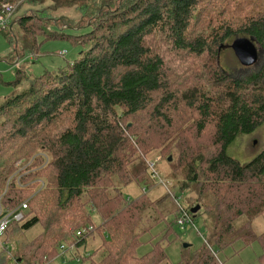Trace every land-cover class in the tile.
<instances>
[{
    "label": "trees",
    "instance_id": "obj_1",
    "mask_svg": "<svg viewBox=\"0 0 264 264\" xmlns=\"http://www.w3.org/2000/svg\"><path fill=\"white\" fill-rule=\"evenodd\" d=\"M20 1L0 0V11ZM28 1L40 8L16 20L26 50L37 54L42 37L69 40L83 51L0 103V199L10 208L30 199L25 219L12 223L5 238L42 229L22 247L17 264H53L63 255L62 244L77 248L96 232L101 245L71 259L78 264H164V242L174 233L180 210L171 213L174 220L153 248L138 256L141 237L151 230H140V224L158 223L170 213L158 209L166 197L152 201L144 192L129 199L123 192L135 182L153 187L157 173L150 164L156 152L174 164L171 176L182 192L196 185L200 197L213 198L202 206L216 217L212 243L178 264H221L214 247L221 250L239 240L247 246L259 242L264 264V233L256 234L252 226L264 210V150L245 164L227 155L239 135L264 124V61L244 76L226 73L219 61L234 38L254 39L264 54V0H235L247 15L241 9L221 11V4L237 6L225 0ZM210 2L220 8L221 19L197 33ZM13 23L7 30L13 32ZM161 43L198 59L199 81L187 71L171 70ZM173 77L183 82L175 81V90ZM31 160L20 188L18 163ZM244 217L248 220L238 224ZM89 226L93 232L77 237ZM9 263L0 252V264Z\"/></svg>",
    "mask_w": 264,
    "mask_h": 264
},
{
    "label": "rangeland",
    "instance_id": "obj_2",
    "mask_svg": "<svg viewBox=\"0 0 264 264\" xmlns=\"http://www.w3.org/2000/svg\"><path fill=\"white\" fill-rule=\"evenodd\" d=\"M225 1L237 5V3H234L235 0ZM20 2L19 5H12L15 7V13L13 15L14 23L12 25L13 32L10 30L0 32V103L4 102L9 97L16 96L25 91L29 87L30 81L35 77L41 76L45 71L58 72L63 67L74 62L83 51V48L73 45L69 40H44V38L39 37L37 39V54H31L30 51L25 49L23 40L24 35L23 33L21 34L19 24L16 20L20 19L23 15H27L32 9H39L40 7L39 5H34L28 0H22ZM46 5H48V3ZM237 9L244 10L242 6L221 4V11L229 10L230 13H233L232 11ZM219 12L220 8L216 6L215 3H208L203 10L201 16L202 22L197 29V33L205 32L210 22L213 23L215 20V25L220 21L221 18L219 19L216 14ZM243 13L244 12H240V14ZM248 13L249 12L245 11L246 15ZM234 19L239 21L241 17L237 16L234 17ZM63 32L66 34H78L86 32V29L77 32ZM236 39L237 38L230 39L221 51L219 59L221 67L226 73L233 76H244L250 72L258 70L264 61V54H262V50H260L258 44V62L253 66L245 67L236 57L232 47ZM160 46L165 55V61L171 70H177L180 71V73L181 71H187L192 74V81H199L197 77H200L203 71L196 68L199 64L198 59H188L183 53L175 52L172 48L170 49L166 43H161ZM63 51H66L65 56L60 55V52ZM19 78L21 79V82L17 84V79ZM173 80L174 83H171L170 86L172 85L171 89L174 88V90L177 87L175 81L177 84L183 83L175 77H173ZM205 81H207V79H205ZM201 86L204 89L206 87L202 84ZM263 150L264 124L253 133L239 135L227 148V155L245 164L254 160ZM153 159L154 160L151 164L153 163L155 165V171L157 173V178H155L153 187L149 189L147 184L135 182L124 188L123 192L126 197H129V199H135L141 196L144 192H146L152 201H156L161 197H166L159 205L158 209L163 211L164 214H170L158 223L143 221L140 224V230L145 227L149 228V226L151 227V230L142 235V245L137 250V255L142 256L153 248L154 244L165 234L168 223L174 220L175 216L171 213L176 209H179L180 216L187 213L190 219H188L184 225H176L174 233L164 242V247L166 248L168 255V260L164 264H178L187 258H191L194 252L204 246L207 241L212 243V235L215 234L217 230L216 217L215 214L207 213L202 206L204 203H212L213 198L209 195L200 197L196 185H191L189 189L182 192L179 189L180 185L177 184L174 176H171V173L173 172L171 166L174 164L170 166L166 161V157L158 152H156ZM197 205H200L201 209L196 214L197 216L195 215L196 217L192 220L191 216L193 214H191V209ZM247 220L248 218L244 217L241 220L239 219L237 223L243 224ZM94 221L98 225L101 223V220L96 214L94 215ZM252 226L256 234L264 233V210L261 216L252 220ZM41 233L42 229L37 227L30 232L18 233L10 241L9 237L3 238L2 241H0V252L4 253L10 260L9 264H17L15 258L17 256H22V247L25 244L33 242ZM186 244L190 246L186 248ZM100 245L101 236L96 232L94 235L88 237L86 244H82L75 250L63 254L56 259L53 264H78V259H71V257H74L73 255H76L77 253L85 254L86 251L91 252ZM214 250L218 253L221 264H263L261 261L263 248L259 242H254L247 246L242 240H239L224 249L219 250L217 247H214ZM100 255L99 251L95 259L98 260Z\"/></svg>",
    "mask_w": 264,
    "mask_h": 264
},
{
    "label": "built area",
    "instance_id": "obj_3",
    "mask_svg": "<svg viewBox=\"0 0 264 264\" xmlns=\"http://www.w3.org/2000/svg\"><path fill=\"white\" fill-rule=\"evenodd\" d=\"M14 13H15V7H13L12 5L6 4L2 7L0 11V32L7 30L11 26L13 22ZM65 54L66 51L60 52V55L62 56H65ZM32 161L33 160L29 161L28 163H24L21 161L18 163L19 169L15 174V179L17 181L18 187L20 188L25 187L24 184L20 182V180L23 176L27 175L30 172V165L32 164ZM150 169L153 172V174L156 173L155 165L153 163L150 165ZM38 181L40 183L41 188H43L45 183L42 180H38ZM29 200L30 199L24 201L16 208H10L5 206L2 200L0 199V241H2L3 238H5V233L9 229L12 223H20L25 219V215L29 209ZM188 219H190L189 215L187 213H184L180 217L178 224L184 225ZM93 231H94V227L89 226L88 228L77 231V237H79L80 239H84ZM75 249H76V244H72L71 247H69L66 243H64L60 247V251L62 254H65Z\"/></svg>",
    "mask_w": 264,
    "mask_h": 264
},
{
    "label": "water",
    "instance_id": "obj_4",
    "mask_svg": "<svg viewBox=\"0 0 264 264\" xmlns=\"http://www.w3.org/2000/svg\"><path fill=\"white\" fill-rule=\"evenodd\" d=\"M232 47L236 57L243 66L250 67L258 62L259 49L254 39H248L244 37L237 38L234 41ZM169 161H172L171 156L169 158ZM200 209V205L193 207L191 209V214L196 215ZM189 246L190 245L187 244L185 245L186 248H188Z\"/></svg>",
    "mask_w": 264,
    "mask_h": 264
}]
</instances>
